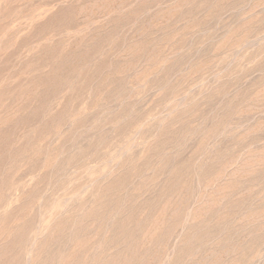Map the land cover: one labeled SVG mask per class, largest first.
Here are the masks:
<instances>
[{
	"label": "rangeland",
	"instance_id": "obj_1",
	"mask_svg": "<svg viewBox=\"0 0 264 264\" xmlns=\"http://www.w3.org/2000/svg\"><path fill=\"white\" fill-rule=\"evenodd\" d=\"M0 264H264V0H0Z\"/></svg>",
	"mask_w": 264,
	"mask_h": 264
}]
</instances>
